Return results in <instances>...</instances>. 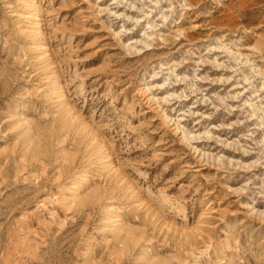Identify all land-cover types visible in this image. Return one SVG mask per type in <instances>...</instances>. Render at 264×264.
I'll return each mask as SVG.
<instances>
[{
  "label": "rangeland",
  "instance_id": "obj_1",
  "mask_svg": "<svg viewBox=\"0 0 264 264\" xmlns=\"http://www.w3.org/2000/svg\"><path fill=\"white\" fill-rule=\"evenodd\" d=\"M0 264H264V0H0Z\"/></svg>",
  "mask_w": 264,
  "mask_h": 264
},
{
  "label": "bare ground",
  "instance_id": "obj_2",
  "mask_svg": "<svg viewBox=\"0 0 264 264\" xmlns=\"http://www.w3.org/2000/svg\"><path fill=\"white\" fill-rule=\"evenodd\" d=\"M37 9H38V7H37Z\"/></svg>",
  "mask_w": 264,
  "mask_h": 264
}]
</instances>
